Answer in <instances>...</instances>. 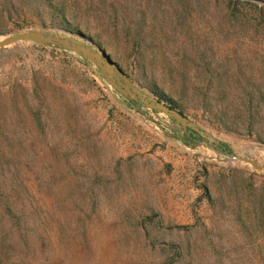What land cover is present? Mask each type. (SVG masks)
<instances>
[{"label": "rangeland", "instance_id": "obj_1", "mask_svg": "<svg viewBox=\"0 0 264 264\" xmlns=\"http://www.w3.org/2000/svg\"><path fill=\"white\" fill-rule=\"evenodd\" d=\"M53 1L136 83L142 86L135 73L144 63L183 113L229 153L264 162V143L251 130H225L191 95L194 86H207L214 103L221 95L216 76L210 82L196 73L203 63L221 65L230 83L264 81V63H247L255 45L216 31L213 0H190L189 21L174 16L175 31L166 38L156 27L157 38L150 35L141 50L125 32L137 30L145 0H106L100 11L101 0ZM149 8L144 34L154 11L161 19L181 10L177 0H149ZM41 28L70 33L48 20L0 13V37ZM222 58L230 61L217 63ZM182 76L192 85L183 87ZM235 94L227 91L228 98ZM0 127L1 167L20 161L6 185L30 228L26 243L14 233L20 252L9 264H264V218L252 205L264 203V170L219 159L175 120L122 96L79 55L32 41L0 48Z\"/></svg>", "mask_w": 264, "mask_h": 264}, {"label": "trees", "instance_id": "obj_2", "mask_svg": "<svg viewBox=\"0 0 264 264\" xmlns=\"http://www.w3.org/2000/svg\"><path fill=\"white\" fill-rule=\"evenodd\" d=\"M153 2H158V0H152ZM181 7V10L173 9L172 13L164 15L161 19L157 16V12L154 11L152 18L155 22L151 25L152 28L144 34V18L146 14V9L151 12L149 8V0H145L146 5L142 11H140V18L137 21V27L133 35H129V31H126L127 36H131L132 42L136 44V49L141 50L140 43L145 41L150 35L157 38L158 32H156V27H159L160 33L166 35L168 38L170 32L173 33L176 27L171 30V25L173 22V17L182 18L185 21L191 17L192 12L189 9L190 0H177ZM214 1V16L218 21H216L215 27L216 31L220 35L230 34L229 40H241L243 42H248L250 45H255L253 50V56L250 57L247 63H264V5L254 3L247 0H213ZM102 6L98 7L100 11L102 8L106 7V0H101ZM114 3H110L113 8ZM0 13H7L9 16L11 14H16L19 18H27L29 16L36 17L41 24H45L46 20L50 22L53 27L60 28L66 32H77L79 31L76 27H73L67 19L66 8L63 4L55 3L53 0H0ZM205 14V13H204ZM115 18V17H112ZM129 19V18H128ZM126 20L124 17L123 22L127 23L128 29L130 28V20ZM113 23V19L110 20ZM110 24V23H109ZM148 26V25H147ZM92 38V37H91ZM228 38V37H227ZM95 41V40H94ZM96 44L99 45L100 41L96 39ZM136 51V55H142L143 53ZM200 57H207L204 50H198L196 53ZM230 59H220L217 63H226ZM221 65L212 67L209 63H203V66L199 68L196 66V73L198 75L204 74L207 76L208 80L211 82V78L216 76L218 79V86L220 91V97L216 99L214 103L213 98L207 95L204 88L205 86L198 88L193 87L195 90L191 93L194 96V103L197 104V108L202 111L209 110L212 116H215L216 123L222 126L225 130H233L235 125L244 127L246 130H251V133L255 134L258 140L264 143V81L260 83H254L253 81L247 79L243 81L242 79H236L231 83L224 79V72L220 71ZM151 72V71H150ZM151 74V75H150ZM149 74V69L144 65V63H138L136 66L135 79L149 92L153 95L159 97L160 99L170 103L176 109L182 111V105L178 98L169 95L162 86L157 83L156 78ZM181 81L180 79H178ZM229 80V79H228ZM35 84V80L32 81ZM182 86H191L186 82V77L182 76ZM35 86V85H34ZM182 87V89H183ZM236 91L235 99L228 98L227 91ZM197 90V91H196ZM203 90V91H202ZM234 95V94H231ZM221 107H219V105ZM234 108V110H233ZM183 112V111H182ZM253 124L258 125V129L254 131ZM0 127V131H1ZM248 130V131H249ZM190 136L195 134L200 137L195 131L189 130ZM0 137L2 133L0 132ZM221 150L229 152V146L220 141L217 147ZM20 149H17V151ZM14 152V151H13ZM0 156L3 157L4 153L0 151ZM4 158L0 159V264H9L8 261L15 260L17 257L16 252L18 251L15 244H19V240L26 243L28 236L30 234V228L28 227V221L17 212L16 209V197L11 194L9 188L6 185L7 179L15 180L16 176L20 172L18 165L20 161L7 159L1 167V163ZM8 168V169H7ZM6 174L10 176L6 177ZM6 177V179H5ZM5 188L8 190L5 191ZM204 195L210 204H214V200L211 197L209 188L204 186ZM254 195L252 196L249 192L247 193V199L252 201ZM254 210L258 209L260 212V217L264 218V203L258 199H255L252 203ZM257 212V214H258ZM241 218V217H240ZM6 223L9 224V228H6ZM3 226L5 228H3ZM19 237V240H13V238ZM16 251V252H15ZM179 254V249L177 250ZM16 262L14 261V264Z\"/></svg>", "mask_w": 264, "mask_h": 264}, {"label": "water", "instance_id": "obj_3", "mask_svg": "<svg viewBox=\"0 0 264 264\" xmlns=\"http://www.w3.org/2000/svg\"><path fill=\"white\" fill-rule=\"evenodd\" d=\"M247 1L264 5V0ZM20 41H32L79 55L93 63L107 83L128 100L141 104L150 110L164 113L167 117L178 122L182 132L186 135H189L188 129L195 131L203 139L200 143L212 149L219 159L225 162L248 164L254 170H264V162H258L252 157L229 153L217 148L220 144L219 139L191 120L182 111L136 83L104 48L95 45L91 39L86 38L82 33L60 34L45 28L28 29L0 37V48Z\"/></svg>", "mask_w": 264, "mask_h": 264}]
</instances>
